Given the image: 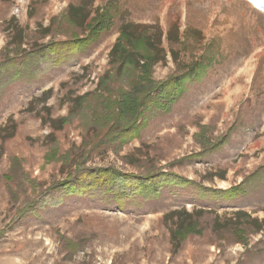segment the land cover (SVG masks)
<instances>
[{
	"label": "rangeland",
	"instance_id": "obj_1",
	"mask_svg": "<svg viewBox=\"0 0 264 264\" xmlns=\"http://www.w3.org/2000/svg\"><path fill=\"white\" fill-rule=\"evenodd\" d=\"M90 1L92 9L108 10L113 21L96 45L80 58L45 69L38 79L0 86V264H264V174L247 183L246 193L219 196L264 164V0ZM69 3L80 0H0V61L13 54L12 47L4 52L12 37L10 19L26 26L23 47L30 49L34 41L50 40L39 25L46 27ZM123 22L163 31L167 55L154 66L155 79L174 72L172 48L194 59L208 56L212 40L221 50L209 52L205 80L171 113L155 117L119 151L90 150L83 145L82 114L60 129L48 121L67 116L72 99L96 87L110 68L109 52ZM176 28L179 40L171 44L167 35ZM48 89L51 95L45 94ZM201 125L211 127L213 143L233 125L230 140L197 156L203 148L194 133ZM89 168L144 177L169 172L200 187L164 188L149 201L119 191L120 206L107 194L75 193L31 213L29 205L46 189ZM176 209L206 210L198 218L200 232L175 236L178 218L168 214ZM238 211L262 221V231L248 221L243 236L218 229L215 215L224 223Z\"/></svg>",
	"mask_w": 264,
	"mask_h": 264
},
{
	"label": "trees",
	"instance_id": "obj_2",
	"mask_svg": "<svg viewBox=\"0 0 264 264\" xmlns=\"http://www.w3.org/2000/svg\"><path fill=\"white\" fill-rule=\"evenodd\" d=\"M93 6L94 3L90 0L69 3L62 15L52 17L46 27L39 25L44 38L50 37V40L41 44L34 41L30 49L23 47L26 44V26L21 27L15 19H10L7 24L13 27L12 37L4 52L13 51V54L9 56L6 54L5 59L0 61V86L17 85L25 79H38L45 69L57 67L65 61L86 54L100 41L113 22L108 10L100 12L99 6L92 9ZM157 29H159L157 32L150 33L146 25L123 22L118 39L109 52L110 68L97 79L93 90L72 99L74 104L67 116L59 119L50 117L48 122L51 128L60 129L82 114L81 121L85 127L83 145L90 150L101 146L105 148L116 146V151H119L126 143L138 138L155 117L171 113L194 84L205 80L202 78L210 63L209 52L221 50V47L218 42L214 43L215 40H212L205 48L209 57L203 56L202 59L185 57L180 50L172 48L174 72L165 79H155L152 70L157 63L165 60L167 55L162 45L163 31L159 26ZM178 30V28L176 32L169 30L167 40L171 44L179 40ZM57 35L63 36V39L57 40L55 37ZM9 47H12L11 51ZM52 92L53 89H48L45 94L51 95ZM11 126L15 127V123H11ZM232 126L213 143L212 139L208 138L211 127L201 125L199 131L194 133V138H198L203 148L197 156L207 154L208 149L219 148L228 143ZM14 165L16 174L19 170L17 159ZM263 170L264 164L246 175L240 185L221 191L223 194L219 196L231 199L246 193L247 183L261 180ZM151 174L154 177L126 175L111 168L80 169L78 177L71 173L62 182H57L46 189L29 205L30 210L34 213L45 205L59 203L65 196L75 193L88 195L90 198L101 193L107 194L120 206L124 195L119 191L124 193L129 191L131 197L138 196L136 199L149 201L160 197V192L164 188L176 191L180 187L191 185L200 187L195 181L179 178L180 176L174 173ZM136 199L134 202H137ZM210 212L213 213L211 210ZM206 213V210L187 209H176L169 213L168 216L177 217L179 222L174 235L200 232L198 218ZM247 221L252 226H257V231H262V221L252 219L247 212L238 211L236 218L224 223H219L220 217L217 215L214 218L219 230H230L238 236H243L247 232L242 229V225Z\"/></svg>",
	"mask_w": 264,
	"mask_h": 264
},
{
	"label": "built area",
	"instance_id": "obj_3",
	"mask_svg": "<svg viewBox=\"0 0 264 264\" xmlns=\"http://www.w3.org/2000/svg\"><path fill=\"white\" fill-rule=\"evenodd\" d=\"M21 11V8L20 7H17L16 8V12L19 13Z\"/></svg>",
	"mask_w": 264,
	"mask_h": 264
}]
</instances>
